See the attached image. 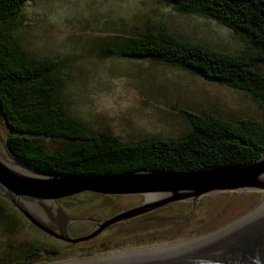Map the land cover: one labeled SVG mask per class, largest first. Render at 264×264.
Here are the masks:
<instances>
[{
  "label": "rangeland",
  "instance_id": "rangeland-1",
  "mask_svg": "<svg viewBox=\"0 0 264 264\" xmlns=\"http://www.w3.org/2000/svg\"><path fill=\"white\" fill-rule=\"evenodd\" d=\"M7 30L18 46L20 59L58 61L56 93L65 115L88 135L107 132L121 141L177 138L190 130L189 123L179 114L180 109L200 116L212 114L233 123L246 118L264 122V112L258 102L242 90L156 61L101 52V46L108 39L122 41L147 32L171 33L179 39L228 54L240 53L246 47L230 28L200 15L177 12L163 0H27ZM258 68L264 72V63ZM6 131L3 125L5 148ZM75 143L59 138L42 139L49 151L69 148ZM263 191L202 196L193 206L192 214L196 217L193 224H189L190 202H179L133 218L129 220H133L132 224L112 225L87 241L84 248H102L97 252H83V248H73L78 244L57 241L51 236H47L51 240L48 241L46 233L41 232L42 236L35 226L21 227L18 223L22 219L0 197V263L11 260L9 257H23L30 249L29 244L37 241L46 244L48 252H76L68 258L53 256L52 260L37 263L59 264L168 243L205 240L199 237L207 239L212 232L244 217L247 212L255 216L263 210L262 206L256 207ZM181 230L184 236L177 235L170 240L103 250L109 242L149 239ZM69 248L73 249L61 252ZM118 259L123 257L115 260Z\"/></svg>",
  "mask_w": 264,
  "mask_h": 264
},
{
  "label": "trees",
  "instance_id": "trees-1",
  "mask_svg": "<svg viewBox=\"0 0 264 264\" xmlns=\"http://www.w3.org/2000/svg\"><path fill=\"white\" fill-rule=\"evenodd\" d=\"M25 1L0 0V108L9 129L21 133L6 131L5 146L15 159L47 172L104 175L139 169L187 172L216 165L247 166L264 152V122L246 118L233 123L212 114L200 116L184 109L179 114L189 123L190 130L177 138L121 141L107 132L88 135L65 115L56 93L58 61H27L17 55L18 46L7 28ZM163 1L177 12L200 15L230 28L246 47L240 53L228 54L179 39L171 33L147 32L122 41L108 39L101 46V52L156 61L242 90L264 112V72L258 68L264 63V0ZM43 137L76 143L49 151L42 144ZM195 220L193 213L189 224ZM207 228L211 227H203ZM177 235L185 234L181 230L149 239L109 242L103 250L166 241ZM86 251L97 252L102 248H83ZM75 254L70 251L54 257L68 258ZM52 259L35 254L24 264Z\"/></svg>",
  "mask_w": 264,
  "mask_h": 264
},
{
  "label": "water",
  "instance_id": "water-1",
  "mask_svg": "<svg viewBox=\"0 0 264 264\" xmlns=\"http://www.w3.org/2000/svg\"><path fill=\"white\" fill-rule=\"evenodd\" d=\"M3 125L8 134L21 135L9 129L0 108V197L48 236L71 244L87 242L112 225L153 213L173 203L190 202L189 216L195 202L202 196L264 190V152L247 166L216 165L187 172L168 169H139L104 175L47 172L9 154L3 145ZM83 193L96 195L91 199L80 195ZM69 197L73 200L64 207L70 216L56 205L57 200ZM27 198L42 203L43 212L51 224L31 212V207L26 205ZM83 201L90 204L82 205ZM52 204L56 217H51L47 209ZM78 214H92L95 218L72 216ZM58 220L62 226L57 224ZM81 221L92 222L94 227L88 223L72 225L73 233L86 230V234L69 235L67 225ZM97 264H264V209L205 240Z\"/></svg>",
  "mask_w": 264,
  "mask_h": 264
},
{
  "label": "flooded vegetation",
  "instance_id": "flooded-vegetation-1",
  "mask_svg": "<svg viewBox=\"0 0 264 264\" xmlns=\"http://www.w3.org/2000/svg\"><path fill=\"white\" fill-rule=\"evenodd\" d=\"M79 195V194H78ZM78 195H76V196H73L74 198L75 197H77ZM80 195H87L86 197H88V196H91V195H96V194H93V193H83V194H80ZM73 197H69V198H63V199H60V200H57L56 201V205H58V207L64 212V214H66V215H69V214H67L68 212H67V210L68 209H66L65 207H64V204H66V203H68V202H70V201H72L73 199ZM27 206H30L31 208V212L33 213V214H35L37 217H39L43 222H45V223H47V224H51V221H50V219L47 217V215L43 212V210H44V208H43V206H42V203H40L39 201H37V200H34V199H29V198H27ZM4 202V201H3ZM8 202V201H7ZM8 204H10L9 202H8ZM84 204H86V201H83V204L82 205H84ZM11 206V205H10ZM69 206H72V204H69ZM12 207V206H11ZM14 209V212H16L17 214H18V218H21L22 220H21V222L20 223H18V224H20L21 225V227H27L28 225H30V226H34V225H32L28 220H27V218H25V216L23 215V214H21L17 209H15V208H13ZM47 209H48V211H49V213H50V216L51 217H56V209H55V207L53 206V204H52V206H47ZM54 210V211H53ZM12 211L13 210H11L10 211V214H13L12 213ZM9 214V215H10ZM81 214H84L83 212L81 213ZM70 216V215H69ZM73 217H79V216H90V217H92V218H95V216H92L91 214H86V215H72ZM133 221V220H132ZM132 221H127V222H125V223H118V224H115L114 226H119L120 224H122V226H126V225H129V224H132ZM23 223V224H22ZM91 224L93 227H94V224L92 223V222H87V221H81V222H75V223H70V224H68L67 225V232H68V234L69 235H71V234H73V235H76V236H80V235H83V234H86V233H84L85 231H83V232H79V233H73L72 231H71V226L72 225H76V224ZM57 224L59 225V226H62V222L60 221V220H58L57 221ZM35 228L36 229H38L36 226H35ZM39 230V229H38ZM40 231V233L42 232L41 230H39ZM44 233V232H43ZM43 233H41L42 234V236L44 235ZM88 233V232H87ZM78 234V235H77ZM46 236V239L48 240V241H51L49 238H47V234H45ZM73 235H71V236H73ZM76 236H74V237H76ZM48 237H50V236H48ZM53 239V238H52ZM58 241V240H57ZM56 241V242H57ZM89 242V241H88ZM88 242H81V243H79L78 244V246H75V247H73V248H84V247H86L87 246V243ZM58 244H60L61 246H63V247H65V248H67L68 247V245H66V244H63V243H59V242H57ZM29 250L27 251V253L23 256V257H20V258H17V257H9V258H11V260L10 259H7L6 261H4V262H2V263H0V264H24V263H28L30 260H32L33 258H34V255L36 254V255H43L44 257H46V256H50V257H53V256H56V255H58L60 252H58V251H56V252H53V250H50L49 252L48 251H45V250H47L46 249V244H44L43 242H32V243H30L29 244ZM73 248H69V250L67 249V250H63V251H61V252H64V251H70L71 249H73ZM0 261H2V259L0 258ZM93 264H97V263H93Z\"/></svg>",
  "mask_w": 264,
  "mask_h": 264
},
{
  "label": "bare ground",
  "instance_id": "bare-ground-1",
  "mask_svg": "<svg viewBox=\"0 0 264 264\" xmlns=\"http://www.w3.org/2000/svg\"><path fill=\"white\" fill-rule=\"evenodd\" d=\"M261 201L259 202V204L256 206L257 208L259 207H263L264 209V191L261 192ZM250 214V216H248V218L254 216L253 213H249L247 212L246 215L243 217H240L238 220H236L233 223H230L229 225L218 229L215 232L211 233L212 235H215V233H219L227 228H230L246 219L247 215ZM206 239V236H201L199 237V239ZM198 239V238H196ZM187 241H183V242H176V243H168V244H163V245H156L153 247H148L145 249H138V250H132V251H128V252H123V253H119V254H115V255H108V256H103V257H99V258H92V259H88L86 260H73V261H68V262H64V263H59V264H93V263H102V262H108V261H113L116 258H129V257H134V256H139V255H144V254H149V253H154V252H158V251H162V250H166V249H170V248H174V245H176L175 247L181 246V245H185L184 243H186Z\"/></svg>",
  "mask_w": 264,
  "mask_h": 264
}]
</instances>
